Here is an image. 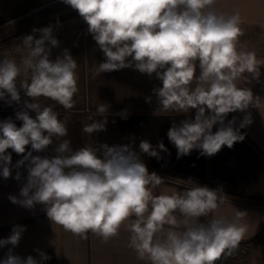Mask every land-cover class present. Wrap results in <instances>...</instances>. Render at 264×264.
<instances>
[{
	"label": "clouds",
	"instance_id": "obj_1",
	"mask_svg": "<svg viewBox=\"0 0 264 264\" xmlns=\"http://www.w3.org/2000/svg\"><path fill=\"white\" fill-rule=\"evenodd\" d=\"M63 2L83 18L104 55L93 70L94 77L125 68L150 77L155 74L162 86L153 89L154 114L196 110L194 119L173 122L167 132L178 159L192 150L211 157L222 146L231 149L245 139L240 129L252 123L251 114L243 117L238 128L234 127L236 117L227 120V116L243 113L250 105L260 109L262 99L254 98L243 84L259 81L264 61L241 45L245 33L238 11H219L216 0ZM32 32L17 46L18 52L25 53L19 63L0 59V100L9 106L20 104L21 91L31 98L15 113L22 126L11 117L0 121V175L8 179L12 167L27 170L19 198L10 195L9 200L26 209L43 205L53 224L84 239L92 233L107 243L123 229L129 233L127 247L145 264H217L237 253L247 235L248 214L233 207L222 188L211 189L192 179L184 181L182 190L163 187L175 181L149 173L140 156L161 159L160 152L168 151L162 141L153 146L141 140L139 152L132 144L85 143L73 149L71 140L65 139L68 120L41 104L40 98L73 109V97L79 91L78 63L68 49L52 59V49L60 43L53 26ZM22 72L30 76L20 79ZM151 101V96L146 98ZM108 109L101 103L87 118L89 122L83 123L82 133L92 137L106 131ZM119 115L127 118L126 111ZM53 144L54 155H33L45 153ZM7 149L23 158L12 165ZM14 178L21 180L20 171ZM228 205L230 216L224 212ZM25 231L26 226L14 225L11 234L0 239V247L12 246L0 264H40L51 259L40 249L35 250L40 260L13 253Z\"/></svg>",
	"mask_w": 264,
	"mask_h": 264
},
{
	"label": "crops",
	"instance_id": "obj_2",
	"mask_svg": "<svg viewBox=\"0 0 264 264\" xmlns=\"http://www.w3.org/2000/svg\"><path fill=\"white\" fill-rule=\"evenodd\" d=\"M54 1L57 0H0V38L24 27L37 9ZM215 7L226 13H240L245 33L240 38V43L246 49L255 51L257 58L264 61V0H216ZM103 61L104 55L96 43L78 46V82L81 77L83 87L93 85L90 107L65 110L50 99L40 98L41 104L53 107L61 119L68 120L69 135L65 139L71 140L73 149L85 143H107L110 146L132 144L139 152L141 140L146 139L153 146L162 141L168 151L160 152L161 159L140 154L149 173L171 176L177 181L192 179L211 189L222 188L232 206L248 214L245 220L248 224L247 235L240 245L264 242V65L260 68L259 81L253 79L251 83L243 84V87L251 89L254 98L262 99L260 109L250 105L243 113H229L227 116V120L236 117L234 127L238 128L243 117L251 114L252 123L240 129L245 139L236 142L231 149L222 146L211 157L201 156L199 150H192L190 155L178 159L177 149L169 141L167 132L173 122L194 119L196 110L178 115L154 114L157 104L153 89L162 84L155 78V74L150 77L132 68L101 73L93 76L92 82H87V73L92 71L93 75L94 68ZM199 71L197 62L196 75H199ZM29 76L30 73L25 75L22 72L20 79H27ZM149 96L152 97L151 103L146 102ZM26 99L31 102V98L24 96L21 91L20 104L14 102L13 107H0V121L11 117L18 127L22 126V121L15 120V113L21 109ZM101 103L109 105L106 113L107 130L89 137L82 133V125L89 122L87 118ZM29 111L35 117V112ZM122 111L127 112L126 119L119 115ZM217 127L218 125L214 126L213 132ZM54 147L55 144L50 145L45 153L33 152V155H54ZM29 150L30 145L26 146V153ZM6 152L12 155V165L23 158V154H16L12 149H7ZM17 171L21 173L19 181L14 178ZM26 177L27 170L23 166L20 169L12 167V175L8 179L0 175V239L7 238L14 225L26 226L19 245L12 249L14 254L25 258L32 255L38 260L39 253L35 250L40 249L52 254L54 264H145L127 247L129 233L123 229L107 243L92 233H88L84 239L53 224L46 216L43 205L37 204L33 209H26L13 204L8 197L14 195L19 198L20 188L26 183ZM163 187L168 190L183 189L171 181ZM224 212L230 216L231 205L226 206ZM200 221L206 222V218L201 217ZM9 248L12 246L0 247V261L5 258Z\"/></svg>",
	"mask_w": 264,
	"mask_h": 264
},
{
	"label": "rangeland",
	"instance_id": "obj_3",
	"mask_svg": "<svg viewBox=\"0 0 264 264\" xmlns=\"http://www.w3.org/2000/svg\"><path fill=\"white\" fill-rule=\"evenodd\" d=\"M53 26V35L58 39L59 47L52 49V59L62 53L64 49H68L73 58L78 60V46L86 44L91 45L96 43L90 33H88V25L79 16L78 12L70 5H67L63 0H57L44 5L37 9L29 18L27 24L18 29L17 31L0 38V59L5 57L20 61L21 57L25 54L23 51H17V46L22 42L21 38L24 35L33 34L34 28L39 29L47 26ZM39 38V33H35ZM2 42V43H1ZM5 51V52H4ZM92 71L87 73V82H92ZM78 93L73 97L75 106L73 109L83 110L90 107L93 101V85L87 84L85 87L78 82ZM55 103V102H54ZM52 102V104L54 105ZM14 102L9 106L4 100H0V107H13ZM171 178L177 186L183 188L185 180H178L174 177ZM264 241V240H262ZM40 260V257L39 259ZM217 264H264V242L251 245H240L237 253L227 260L218 261Z\"/></svg>",
	"mask_w": 264,
	"mask_h": 264
},
{
	"label": "built area",
	"instance_id": "obj_4",
	"mask_svg": "<svg viewBox=\"0 0 264 264\" xmlns=\"http://www.w3.org/2000/svg\"><path fill=\"white\" fill-rule=\"evenodd\" d=\"M48 256L51 257V259L45 260V261H41L40 264H54V260L52 257V254L49 252H45Z\"/></svg>",
	"mask_w": 264,
	"mask_h": 264
},
{
	"label": "trees",
	"instance_id": "obj_5",
	"mask_svg": "<svg viewBox=\"0 0 264 264\" xmlns=\"http://www.w3.org/2000/svg\"><path fill=\"white\" fill-rule=\"evenodd\" d=\"M2 43V42H1Z\"/></svg>",
	"mask_w": 264,
	"mask_h": 264
}]
</instances>
